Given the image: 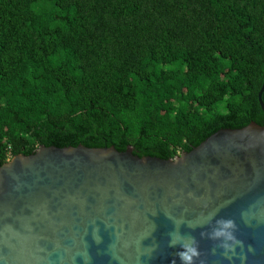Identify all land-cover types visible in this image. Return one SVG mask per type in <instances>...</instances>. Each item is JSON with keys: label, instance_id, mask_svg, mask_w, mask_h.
I'll return each instance as SVG.
<instances>
[{"label": "trees", "instance_id": "trees-1", "mask_svg": "<svg viewBox=\"0 0 264 264\" xmlns=\"http://www.w3.org/2000/svg\"><path fill=\"white\" fill-rule=\"evenodd\" d=\"M263 81L264 0H0V166L40 145L173 158L264 125Z\"/></svg>", "mask_w": 264, "mask_h": 264}, {"label": "water", "instance_id": "water-1", "mask_svg": "<svg viewBox=\"0 0 264 264\" xmlns=\"http://www.w3.org/2000/svg\"><path fill=\"white\" fill-rule=\"evenodd\" d=\"M228 220L240 243L215 235ZM173 261L264 264V125L221 128L173 158L40 145L0 166V264Z\"/></svg>", "mask_w": 264, "mask_h": 264}, {"label": "clouds", "instance_id": "clouds-1", "mask_svg": "<svg viewBox=\"0 0 264 264\" xmlns=\"http://www.w3.org/2000/svg\"><path fill=\"white\" fill-rule=\"evenodd\" d=\"M235 227V224L233 221L228 220L223 222V228L215 233L216 236H225L227 240L233 241V243H240L236 240L235 236L228 231L229 229H232ZM171 246V245H170ZM223 247L233 249V244H224ZM189 252H191V255H189ZM177 255L180 257L182 261H191L193 256H198L199 253L195 249H189L188 251H182L177 253ZM173 264H175V261H173Z\"/></svg>", "mask_w": 264, "mask_h": 264}]
</instances>
